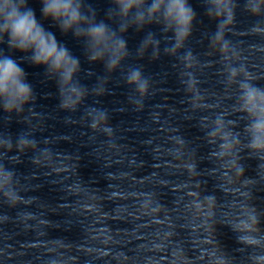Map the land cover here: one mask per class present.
I'll use <instances>...</instances> for the list:
<instances>
[{
    "label": "clouds",
    "instance_id": "1",
    "mask_svg": "<svg viewBox=\"0 0 264 264\" xmlns=\"http://www.w3.org/2000/svg\"><path fill=\"white\" fill-rule=\"evenodd\" d=\"M120 6L121 13L127 16L132 9H136L134 15L137 22L143 24L145 21L144 12L141 9L147 7V17L152 20L156 16L163 17L169 27H174L176 37V48L182 46V42L191 34L192 22L195 18V12L188 4L187 0H152L149 4L147 0H115ZM211 7L207 10L209 16H213L219 21L215 40L220 41L224 35L225 26L230 24L233 19L231 9V0H209ZM259 3L252 4L249 10L253 15H258L261 11ZM215 8V13L212 12ZM80 5L74 0H43L41 12L45 18H51L59 23L62 31L75 30L77 36H85L92 42L93 46H107L109 33L104 23L93 24L86 30L80 28L82 16ZM224 17L223 19H221ZM0 35L8 37L9 46L21 52L31 51V60L34 65L46 66L49 71L57 74L63 84L70 85L71 91L76 94L77 99L82 96L80 90L71 86V80L76 72L79 61L73 57L68 49L59 44L53 33L45 30L38 23L35 11L26 7V0H19L17 4L14 0H0ZM126 42L123 39L116 41V47L113 49V57L108 62L110 69L115 68L119 63L122 50L125 49ZM222 49L228 47L225 41L221 45ZM91 60L103 58L100 52H93L89 57ZM191 53L186 54V59L190 60ZM236 70H232V75ZM128 83L136 86L137 91L144 95L148 89V81L142 77L140 70L133 69L127 77ZM242 101L243 110L252 118V123L248 127L251 134L249 148L254 151L264 152V90L252 86L248 83H242ZM32 87L26 81V73L22 67L11 57L0 58V98L6 111L19 109L24 103L28 102L32 96ZM76 101L71 98L62 100L61 105L66 109H73ZM106 114L98 111L93 119L91 127H97L98 122L105 120ZM108 130V129H105ZM209 135L215 136L214 129ZM223 141L221 148L228 144L226 134L221 136ZM26 144V142H24ZM10 178L11 174H7ZM253 223L241 221L237 228L242 232H250L254 229L255 217H251ZM242 243L255 245L258 243L253 236L242 235L239 237Z\"/></svg>",
    "mask_w": 264,
    "mask_h": 264
}]
</instances>
